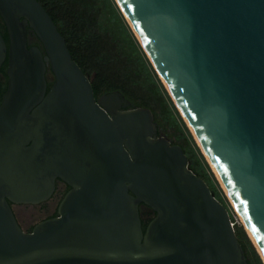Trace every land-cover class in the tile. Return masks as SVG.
Here are the masks:
<instances>
[{
	"label": "water",
	"instance_id": "water-1",
	"mask_svg": "<svg viewBox=\"0 0 264 264\" xmlns=\"http://www.w3.org/2000/svg\"><path fill=\"white\" fill-rule=\"evenodd\" d=\"M115 1L264 260V0ZM0 18V264H250L150 108L96 99L38 0H0ZM57 179L58 215L25 232L12 204L47 201Z\"/></svg>",
	"mask_w": 264,
	"mask_h": 264
},
{
	"label": "trees",
	"instance_id": "trees-1",
	"mask_svg": "<svg viewBox=\"0 0 264 264\" xmlns=\"http://www.w3.org/2000/svg\"><path fill=\"white\" fill-rule=\"evenodd\" d=\"M53 18L66 40L73 59L88 75L95 98L120 91L134 106L150 108L158 126L172 144L180 145L192 170L202 178L215 197L234 212L228 197L201 148L193 137L166 87L129 26L115 0H38ZM0 29L9 44L5 25ZM50 87V84H49ZM3 86L0 95L6 91ZM143 228L155 216L140 206ZM236 235L250 264H263L243 227L234 225Z\"/></svg>",
	"mask_w": 264,
	"mask_h": 264
},
{
	"label": "rangeland",
	"instance_id": "rangeland-1",
	"mask_svg": "<svg viewBox=\"0 0 264 264\" xmlns=\"http://www.w3.org/2000/svg\"><path fill=\"white\" fill-rule=\"evenodd\" d=\"M162 132L165 133L164 130ZM225 193H226V191H225ZM226 195L228 197L230 205H231L233 212L235 214V221L237 222V224H239L243 227L247 236L249 237V239H251V237H250L247 229L245 228V225H244V223H243V221H242V219L238 213V210L234 206L233 202L231 201V199L229 198L227 193H226ZM57 198L58 197H55L53 200H50L49 202H47L45 204L36 205V206L29 205V204H15L14 205V211H15V214H16L18 221L21 224L22 228L24 230H28L34 224H36L38 221H40L42 218H44L48 214H51L54 210ZM253 245H254V243H253ZM256 251L259 254L258 250H256ZM259 256H260V258L264 264V260L262 259L260 254H259Z\"/></svg>",
	"mask_w": 264,
	"mask_h": 264
},
{
	"label": "flooded vegetation",
	"instance_id": "flooded-vegetation-1",
	"mask_svg": "<svg viewBox=\"0 0 264 264\" xmlns=\"http://www.w3.org/2000/svg\"><path fill=\"white\" fill-rule=\"evenodd\" d=\"M29 43L28 45L31 47L33 45H38L39 46V42L37 40H34V39H30V38H33L34 35L33 33L29 32ZM47 78H48V87H49V84L50 86L52 85V83L54 82V75L52 74L51 71H48V74H47ZM7 81H8V76H7V62H5L2 67L0 68V82H1V85L2 87L3 86H7ZM2 90V88H1ZM70 189V186L65 183L64 181H62L61 179H57L56 180V188H55V191L53 193V195L51 196L50 199H48L47 201L45 202H42L40 204H37V205H42V204H45L47 202H49L50 200H53L55 197H58L57 198V201H56V204H55V207H54V210L51 214H48L47 216H45L44 218H42L40 221H43L45 219H48V218H51V217H55L58 215V212H57V209H58V205L60 203V201L62 200V198L64 197V195L66 194V192ZM14 205L15 204H12V207H13V210H14ZM36 206V205H34ZM15 213V211H14ZM16 215V214H15ZM17 217V216H16ZM18 219V218H17ZM40 221H38L37 223H39ZM19 222V221H18ZM36 223V224H37ZM34 224L31 228H29L28 230H24L25 232H31L32 231V228L36 225ZM21 225V224H20ZM22 227V226H21Z\"/></svg>",
	"mask_w": 264,
	"mask_h": 264
},
{
	"label": "bare ground",
	"instance_id": "bare-ground-1",
	"mask_svg": "<svg viewBox=\"0 0 264 264\" xmlns=\"http://www.w3.org/2000/svg\"><path fill=\"white\" fill-rule=\"evenodd\" d=\"M238 213H239V211H238ZM239 215H240V217H241L242 221L244 222V219H243L242 215H241L240 213H239ZM244 225L246 226V229H247V231H248V233H249L250 237H252V239H253V236H252V234H251L250 230L248 229L247 225L245 224V222H244Z\"/></svg>",
	"mask_w": 264,
	"mask_h": 264
},
{
	"label": "built area",
	"instance_id": "built-area-1",
	"mask_svg": "<svg viewBox=\"0 0 264 264\" xmlns=\"http://www.w3.org/2000/svg\"><path fill=\"white\" fill-rule=\"evenodd\" d=\"M234 217H235V214H234ZM235 223H237L236 221H234L232 224L235 225Z\"/></svg>",
	"mask_w": 264,
	"mask_h": 264
},
{
	"label": "snow or ice",
	"instance_id": "snow-or-ice-1",
	"mask_svg": "<svg viewBox=\"0 0 264 264\" xmlns=\"http://www.w3.org/2000/svg\"><path fill=\"white\" fill-rule=\"evenodd\" d=\"M262 250H264V249H262Z\"/></svg>",
	"mask_w": 264,
	"mask_h": 264
}]
</instances>
